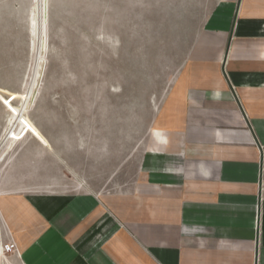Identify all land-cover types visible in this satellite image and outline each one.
<instances>
[{
	"label": "crops",
	"instance_id": "crops-1",
	"mask_svg": "<svg viewBox=\"0 0 264 264\" xmlns=\"http://www.w3.org/2000/svg\"><path fill=\"white\" fill-rule=\"evenodd\" d=\"M183 5L200 30L135 180L102 189L53 149L49 165L0 151L21 264H264V0Z\"/></svg>",
	"mask_w": 264,
	"mask_h": 264
},
{
	"label": "rangeland",
	"instance_id": "rangeland-1",
	"mask_svg": "<svg viewBox=\"0 0 264 264\" xmlns=\"http://www.w3.org/2000/svg\"><path fill=\"white\" fill-rule=\"evenodd\" d=\"M185 1L41 0L37 9V0H0V151L28 100L30 125L9 155L25 149L49 165L42 149H53L102 189L135 180L200 30ZM11 236L0 218V264H21Z\"/></svg>",
	"mask_w": 264,
	"mask_h": 264
},
{
	"label": "bare ground",
	"instance_id": "bare-ground-1",
	"mask_svg": "<svg viewBox=\"0 0 264 264\" xmlns=\"http://www.w3.org/2000/svg\"><path fill=\"white\" fill-rule=\"evenodd\" d=\"M41 0H37V9L40 7L39 3ZM36 9V10H37ZM35 21V20H34ZM34 25V23H32ZM35 26V25H34ZM33 29V28H32ZM34 31V30H33ZM32 86V85H31ZM29 97V96H28ZM28 100L23 103L20 107L14 108L15 113L13 114L12 118L10 119V124L14 127L19 126L18 130L12 135V137L7 138L4 142V145L7 143V141L10 139V142L8 143L6 150H11L14 144L21 141L22 135L26 129L25 126H29V121L27 120V115L25 114L26 109L29 108L28 106ZM28 106V108H27ZM12 132V131H11ZM11 134V133H10ZM25 137V136H24ZM3 145V146H4ZM15 149V148H14ZM2 159V158H1ZM3 250V249H2Z\"/></svg>",
	"mask_w": 264,
	"mask_h": 264
},
{
	"label": "built area",
	"instance_id": "built-area-1",
	"mask_svg": "<svg viewBox=\"0 0 264 264\" xmlns=\"http://www.w3.org/2000/svg\"><path fill=\"white\" fill-rule=\"evenodd\" d=\"M6 247H7L8 251H11V252L17 251V245L16 244H8Z\"/></svg>",
	"mask_w": 264,
	"mask_h": 264
}]
</instances>
